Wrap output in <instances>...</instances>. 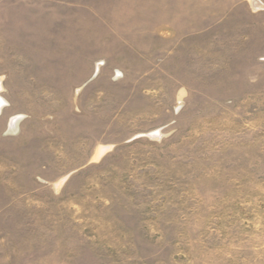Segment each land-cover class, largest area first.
<instances>
[{"label": "rangeland", "instance_id": "1", "mask_svg": "<svg viewBox=\"0 0 264 264\" xmlns=\"http://www.w3.org/2000/svg\"><path fill=\"white\" fill-rule=\"evenodd\" d=\"M257 2L0 0V264H264Z\"/></svg>", "mask_w": 264, "mask_h": 264}, {"label": "bare ground", "instance_id": "2", "mask_svg": "<svg viewBox=\"0 0 264 264\" xmlns=\"http://www.w3.org/2000/svg\"><path fill=\"white\" fill-rule=\"evenodd\" d=\"M250 3H251V6L253 8H259L260 7V4H259V2H257V0H250ZM3 105H4L3 99H1V97H0V111H1V108L3 107ZM104 152H105L104 148L99 149L95 154V158L97 159V158L101 157Z\"/></svg>", "mask_w": 264, "mask_h": 264}]
</instances>
